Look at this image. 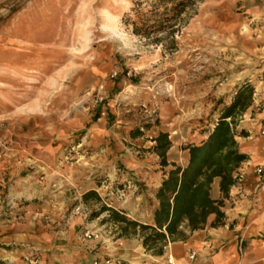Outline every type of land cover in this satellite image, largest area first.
Returning a JSON list of instances; mask_svg holds the SVG:
<instances>
[{"label": "rangeland", "instance_id": "374dc122", "mask_svg": "<svg viewBox=\"0 0 264 264\" xmlns=\"http://www.w3.org/2000/svg\"><path fill=\"white\" fill-rule=\"evenodd\" d=\"M133 1L0 0V264H49L132 239L101 212L146 218L157 189L127 163L167 177L240 88L253 102L264 55L252 48L242 0H198L173 34L150 36L124 20ZM251 1L263 15L264 0ZM263 105H254L259 128ZM244 111L236 140L248 134Z\"/></svg>", "mask_w": 264, "mask_h": 264}, {"label": "crops", "instance_id": "0c3cea01", "mask_svg": "<svg viewBox=\"0 0 264 264\" xmlns=\"http://www.w3.org/2000/svg\"><path fill=\"white\" fill-rule=\"evenodd\" d=\"M242 1L243 6L250 7L251 11L247 25L250 29L249 36L253 40L252 48L264 55V14L258 12L260 7L253 6L251 0ZM245 27L246 23L242 24V29ZM253 86V102L243 112V126L247 128L248 134L237 139L239 148L247 155V159L237 168L234 176L238 177L230 187L228 197L224 199L222 224L210 226L214 214H210L207 222L197 229H190L187 220H183L177 226L176 233L168 236L163 245L157 244L147 249L137 231L131 235L132 239H122L121 246L115 242L103 245L96 241L93 242L94 248L90 254L83 256L80 251H75V256L72 255L70 259L53 256L48 258L49 264H93L95 261L106 264L107 259V264H264V174L262 182H258L255 174V167L264 160V138L255 136L262 113L254 108L258 100H264V83L257 81ZM127 166L134 169L137 176L142 174L143 180H146L147 185L153 186V190L158 189L166 177L159 176L156 172L144 177L140 172H144L142 169L145 166L139 163L129 162ZM151 195L152 205L146 209L143 221L138 219L137 213L119 212L126 216L132 215L138 223L153 225V212L158 202L153 193ZM210 196L213 199L221 198L218 178L211 184ZM118 224L120 227L123 225ZM107 248L113 249L111 257L106 255ZM158 248H161V252H158ZM191 252L195 253L193 258H190Z\"/></svg>", "mask_w": 264, "mask_h": 264}, {"label": "trees", "instance_id": "16d2710c", "mask_svg": "<svg viewBox=\"0 0 264 264\" xmlns=\"http://www.w3.org/2000/svg\"><path fill=\"white\" fill-rule=\"evenodd\" d=\"M197 1L134 0L124 20L131 26L132 32L139 36L165 31L173 34L182 16ZM250 94L251 90H248L242 96L243 89L240 88L234 101L208 131L207 137L185 147L188 155L186 165H173L155 192L158 204L153 212V225L129 220L119 211L106 206L101 208V212H109L104 220L123 224L120 227L123 233L129 229L132 233L139 231L142 244L147 249L157 244L163 245L168 236L176 233L177 226L183 220H187L190 229H197L207 222L210 214H214L210 226L222 224L224 199L228 197L229 189L235 182L237 168L247 159L236 140V136H242L243 131L235 129V113L245 109ZM155 141V151L161 158V164L166 165V153L170 146L167 134H158ZM215 178L219 179V199L210 196ZM90 194L98 198L94 191H88L85 196ZM158 252H161V248H158Z\"/></svg>", "mask_w": 264, "mask_h": 264}, {"label": "built area", "instance_id": "2783aa9c", "mask_svg": "<svg viewBox=\"0 0 264 264\" xmlns=\"http://www.w3.org/2000/svg\"><path fill=\"white\" fill-rule=\"evenodd\" d=\"M261 83H264V71H263L262 74H261ZM262 110H263V112H264V105H263V107H262ZM259 132H260V134H261L262 136H264V117H263L262 122H261V124H260ZM255 174H256V176H257V178H258V182H262V181H263L262 176H263V174H264V164H260V165H258V166L255 168ZM235 177L237 178L238 176L236 175ZM120 196L122 197L123 194L121 193ZM93 234H94L93 232H90V233L87 232V233H86V236L90 237V236H92ZM94 236L96 237L97 235H94ZM194 254H195L194 252H191V254H190V258H193V257H194ZM106 263H109V260H107ZM94 264H97V262L95 261Z\"/></svg>", "mask_w": 264, "mask_h": 264}]
</instances>
